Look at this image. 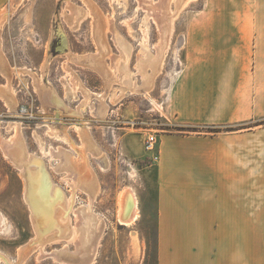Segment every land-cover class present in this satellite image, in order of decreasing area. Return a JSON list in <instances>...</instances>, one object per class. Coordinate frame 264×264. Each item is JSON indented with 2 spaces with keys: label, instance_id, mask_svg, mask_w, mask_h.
<instances>
[{
  "label": "rangeland",
  "instance_id": "374dc122",
  "mask_svg": "<svg viewBox=\"0 0 264 264\" xmlns=\"http://www.w3.org/2000/svg\"><path fill=\"white\" fill-rule=\"evenodd\" d=\"M204 1L11 0L5 8L0 51L8 62L6 69L0 63V83L15 95L17 103L9 105L0 94V136L7 140L21 134L26 152L34 153L28 157L39 155L45 160L51 174L46 181L62 187L66 200L75 190L74 178L66 166L58 170L59 154L70 150L78 157L73 143L82 145L78 128L82 125L89 127L88 133L99 149L95 153L91 146L92 152H86L88 164L82 167L79 163L84 174L95 179V193L91 197L77 188L65 217L73 228L76 224L83 239L85 219L97 217V241L87 252L81 251L82 255L92 254L87 264H157L158 134L184 132L178 129L183 123L168 119L164 105L159 104L165 100L167 79L174 74L171 70L185 63L187 23L203 14ZM166 15L171 21L163 24ZM166 24L167 28L171 24L168 45L152 90L147 94L127 89L115 102L108 96L105 114L101 115L97 111L99 96L121 90V70H130L129 76L142 84L137 66L142 47L145 44L157 52ZM55 94L68 109L55 102ZM207 125L216 126L211 129H219L217 132L235 128L233 124ZM65 133L68 140L62 138ZM150 135L157 140L154 148L147 146ZM1 146L0 141V212L7 230L0 231V252L13 264L22 251L20 264H77L68 256L61 258V253L80 248L81 242L77 246L73 234L69 238L51 235L43 244L29 245L38 235L25 198V174ZM127 189L137 195L138 208L135 218L126 223L121 220L120 209ZM0 264L5 262L0 259Z\"/></svg>",
  "mask_w": 264,
  "mask_h": 264
},
{
  "label": "crops",
  "instance_id": "0c3cea01",
  "mask_svg": "<svg viewBox=\"0 0 264 264\" xmlns=\"http://www.w3.org/2000/svg\"><path fill=\"white\" fill-rule=\"evenodd\" d=\"M203 8L159 106L183 124L235 128L158 134L157 264H264V0Z\"/></svg>",
  "mask_w": 264,
  "mask_h": 264
},
{
  "label": "bare ground",
  "instance_id": "6f19581e",
  "mask_svg": "<svg viewBox=\"0 0 264 264\" xmlns=\"http://www.w3.org/2000/svg\"><path fill=\"white\" fill-rule=\"evenodd\" d=\"M162 20H163V22H161V23H163V24L166 23V21H167V23H168V21H171L170 17L167 16V15L164 16L162 18ZM102 24H103V22H102ZM168 25H169V28L166 27L167 24L163 27V30H164V33H165L164 34L165 37L163 36L164 39H162L161 43L158 45L157 52H151L145 46V44L142 47V52L143 53L141 55H139L138 65H137L138 66V71L143 76L142 84H140L135 79H133V77L131 78L129 76L131 73L127 72V71H130V70H127V71H125L124 69L121 70L120 80L123 81V82H121L123 84V87L121 88V90L120 91H114L113 90L111 92H109L107 90L109 92V94L105 93V94L100 95L99 96L100 98L98 97L99 98V106L97 107L98 108L97 111H99L101 115L105 114V110L107 108V105H106V103H107L106 101L107 100L106 99H107L108 96H110V98H112V100H114V102H115V101H119V100L122 99V97L125 94V91L127 89H130V90L136 91V92H141V93L143 92V93H147V94H148V92L150 90H152L151 88L153 86V82H154L156 76L158 75V72L160 71V67H161V64H162V61H163V57H164V52L166 51V48H167V45H168V40H169L168 35H170L171 24H168ZM122 51H124V50H122ZM1 54H0V63H2V68L6 69L4 66L7 65V62L3 58V56ZM124 56H126V54L123 55V57ZM124 59L127 60V58H125V57H124ZM47 60H49V59H47ZM93 63H94V61L92 62V64ZM97 63H99V62H97ZM122 64L123 63H121V65ZM117 65H118V63H117ZM95 66L100 71V69H99L100 66L98 64L95 65ZM102 66H103V64H102ZM123 67H125V66H123ZM125 69H127V68L125 67ZM4 73L6 74V72H4ZM7 75H9V73H7ZM9 87H11V86H9ZM45 90H47V89H45ZM0 94H2L6 98V101L9 103V105L13 104L16 101V99L14 97L15 95H13V93L9 89L5 88L2 85H0ZM56 94L54 96V98L56 100L55 102H57L60 105L64 104V108L68 109L67 108V104L64 101L60 100L59 97L56 96ZM16 103H17V101H16ZM14 105H16V104H14ZM156 106H158V105H156ZM72 114H74V113H72ZM78 115H79V113H78ZM98 115H99V113H98ZM15 123H17V122H15ZM16 128H17V126H16ZM78 128H79V132H80V135H81L80 137H81V140H82V145L80 146L78 144L79 147H80L79 148V147L76 146L77 144L75 145V143H73L74 141L71 142V144L73 143L74 149L77 152L78 157L70 150H66L65 153L62 152L61 154H59V157L61 158V161H59L60 163L58 165L59 166L58 170L65 169V166H66L67 170L72 173V177L74 178V182L72 184V185H74V189L76 190L77 188L80 187V188L84 189L92 197L94 195L95 189H96V183L94 181L95 179H92L90 176L85 175L84 172L79 168V163H82L81 164L82 167L85 166L86 164H88L86 152L90 151V150H91L90 152H92V147L91 146H93V149H94L95 153H99V151H98L99 149L96 148L97 146L93 143V140H92L91 136L88 133V131H89L88 128L89 127L86 126V125H82V126H79ZM18 129H20V128H18ZM18 129H16L17 130L16 132H18V131L20 132L21 129L20 130H18ZM53 132H54V129H53ZM56 132L57 131H55V134H56ZM20 135L19 136L17 135L15 138L11 137V139H7V140L3 139L0 136V141L3 144V147H4L5 151H6V153L9 154V156H11V158L14 160V162L16 164H18L20 167H22V171H23L22 175L25 174V178H26L25 198L27 199L26 201L29 202V205H30V208H31V211H32V221H33L34 227H35L37 235H38L37 238L33 239L29 243V245L32 246V244L35 243V242H42L47 237L49 239V237L51 235L58 236V237L69 238V236L71 234H73L72 238H73L75 244H77V246H79V241H80L81 242L80 248L81 247L82 248L81 249L78 248L79 250L76 249L77 251L74 250L75 252H73V253H71L69 251H68V253L67 252L66 253L59 252V253L62 254L61 258L62 257L65 258L66 256H68L67 259L68 260L69 259L72 260L73 263L76 262L77 264L78 263L79 264H87L88 263L87 261L90 262V257H92V254L89 255V253H88V256H87V254L86 255H82L81 251H83V250L85 251L86 250L85 252H87L88 250H90V246L95 244L96 241H97L96 237L99 234V230L97 229L98 225H97V227L95 225L97 217H94L93 215H89V217H87V219H85V220H87V222H86V224L84 222V224L86 225V228L84 229L83 232L85 233V230H86V233L84 234V239H83L82 238L83 234H81V233L79 234L78 228L77 229L75 228L76 224H74V228H73V226H71L70 224H68L67 221H65V217L67 216V213L70 210V208H71V206H72V204L74 202V199H75L74 198V196H75V192L74 191L75 190L73 191L74 193L72 192V196L68 197L69 199H67L68 200L67 201L66 197H65V193L61 189L62 187H58V186L56 187L54 185H51L49 183V181H46L48 179H51V176H50L51 174L49 175V173H48V171L46 169V165L44 163L45 160H43L42 157H39V155L38 156L37 155L36 156L32 155L33 157L31 156V158L28 157L27 154L29 152H28V150L26 152V148H25L26 146L24 145L23 140H22L23 136L21 135V137H20ZM56 135L58 137H60L58 135V133ZM62 138L63 139L67 138V140H68V134H66V133L63 134ZM61 151H63V150H61ZM31 154H34V153H31ZM90 199H92V198H90ZM137 203H138V200H137V195L135 194V192L130 190V189L129 190L127 189L126 195H125V198H124V203L122 204V209H120L121 210V212H120L121 213V220L123 222L127 223L132 218H135L134 216L136 215L137 208H138L137 207ZM85 208H87V207H85ZM88 208H90V206H88ZM82 216L84 217V215H82ZM68 221H69V219H68ZM78 223H81V222H78ZM81 225H82V223H81ZM81 225L79 224L80 227H81ZM3 229L7 230V226H6L5 217L0 212V231L3 230ZM53 238H56V237H53ZM43 243L44 242H42L41 244H43ZM82 243H83V245H82ZM27 246L28 245H26L24 247V249H26ZM58 250L60 251V249H58ZM56 252H54V254H56ZM21 253H20L19 261H17L14 264H20L21 261L23 260L24 255L21 254ZM0 259L3 260L5 262V264H13L12 262H10L9 258L2 252H0ZM63 262H64V260H63Z\"/></svg>",
  "mask_w": 264,
  "mask_h": 264
},
{
  "label": "trees",
  "instance_id": "16d2710c",
  "mask_svg": "<svg viewBox=\"0 0 264 264\" xmlns=\"http://www.w3.org/2000/svg\"><path fill=\"white\" fill-rule=\"evenodd\" d=\"M212 127H216V126H212V125H200V124H181L178 126L179 130H183V133H194V132H217V130L219 129H211Z\"/></svg>",
  "mask_w": 264,
  "mask_h": 264
},
{
  "label": "built area",
  "instance_id": "2783aa9c",
  "mask_svg": "<svg viewBox=\"0 0 264 264\" xmlns=\"http://www.w3.org/2000/svg\"><path fill=\"white\" fill-rule=\"evenodd\" d=\"M156 141H157L156 137L154 135H150L148 137V140H147V146L149 148H154V145H155ZM157 157H158V155H157Z\"/></svg>",
  "mask_w": 264,
  "mask_h": 264
}]
</instances>
